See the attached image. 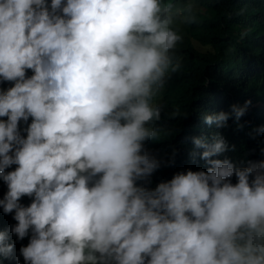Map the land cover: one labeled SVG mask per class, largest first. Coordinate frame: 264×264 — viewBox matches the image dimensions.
Segmentation results:
<instances>
[{
    "label": "clouds",
    "instance_id": "clouds-1",
    "mask_svg": "<svg viewBox=\"0 0 264 264\" xmlns=\"http://www.w3.org/2000/svg\"><path fill=\"white\" fill-rule=\"evenodd\" d=\"M195 12L193 0H0V84H13L0 89V208L18 240L31 232L25 264H264V160L213 159L225 139L194 137L207 171L148 187L162 165L144 148L155 101ZM249 104L204 123L227 127ZM13 249L0 231V255Z\"/></svg>",
    "mask_w": 264,
    "mask_h": 264
},
{
    "label": "trees",
    "instance_id": "trees-1",
    "mask_svg": "<svg viewBox=\"0 0 264 264\" xmlns=\"http://www.w3.org/2000/svg\"><path fill=\"white\" fill-rule=\"evenodd\" d=\"M193 2L200 10L195 12V22L179 25L183 40L177 46L176 55L183 67L171 74L165 91L156 98L155 102L164 107L160 121L153 125L158 134L144 142V148L162 161L161 167L150 177L148 187L151 188L170 181L179 172L207 171L208 165L200 158L203 149L195 147L194 137L211 141V137L218 134L225 139L229 150L213 159L227 158L238 166H246L250 160H264V131H257L264 129V0ZM32 74L31 70L26 72V76ZM12 86L5 82L0 84V89ZM248 101L245 114L239 120L232 115L227 127L204 123L206 115L231 113L233 106L244 107ZM173 111H178L179 115L173 117ZM27 126L23 121L19 124L24 138L23 130ZM173 150L176 155L169 166L167 162ZM16 167L13 165L6 172ZM231 182L237 183L235 176ZM137 183L142 185V182ZM7 191V185L0 180V199ZM31 202L32 198L27 196L20 200L25 207ZM13 216L14 213L4 214L0 208V231L7 232L14 244L11 255H0V264H25L20 249L28 245L31 232L18 240L11 233L16 224Z\"/></svg>",
    "mask_w": 264,
    "mask_h": 264
},
{
    "label": "rangeland",
    "instance_id": "rangeland-1",
    "mask_svg": "<svg viewBox=\"0 0 264 264\" xmlns=\"http://www.w3.org/2000/svg\"><path fill=\"white\" fill-rule=\"evenodd\" d=\"M195 8H196V11H200L196 5H195ZM183 25H184V24H180V26H183ZM179 29H180V31H181V28H180V27H179Z\"/></svg>",
    "mask_w": 264,
    "mask_h": 264
}]
</instances>
